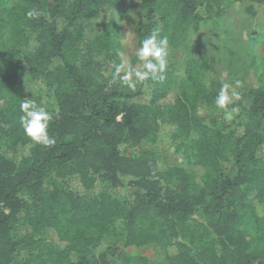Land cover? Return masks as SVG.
I'll return each mask as SVG.
<instances>
[{
  "label": "trees",
  "instance_id": "obj_1",
  "mask_svg": "<svg viewBox=\"0 0 264 264\" xmlns=\"http://www.w3.org/2000/svg\"><path fill=\"white\" fill-rule=\"evenodd\" d=\"M213 1L0 0V264H264V72L242 77L226 120L208 61H172ZM130 4L137 48L168 39L163 79L134 88L114 80ZM31 98L52 114L51 146L20 125ZM152 246L158 258L126 252Z\"/></svg>",
  "mask_w": 264,
  "mask_h": 264
},
{
  "label": "rangeland",
  "instance_id": "obj_2",
  "mask_svg": "<svg viewBox=\"0 0 264 264\" xmlns=\"http://www.w3.org/2000/svg\"><path fill=\"white\" fill-rule=\"evenodd\" d=\"M212 4L211 18L198 30L190 31L184 42L173 51L172 61L176 70L181 72L187 59H204L212 66L214 76L222 82L241 81L247 72L253 70L264 72V5L256 7L255 15L251 16L246 11L248 5L244 3H230L224 14H220L222 3L219 0ZM140 16L138 5L130 4L123 17L117 19L124 57L136 56L134 26L141 20ZM31 90L35 92L36 86ZM170 144L165 139L160 147L165 152L159 161L166 166H173L180 160ZM126 252H140L158 258L162 247L128 249Z\"/></svg>",
  "mask_w": 264,
  "mask_h": 264
},
{
  "label": "clouds",
  "instance_id": "obj_3",
  "mask_svg": "<svg viewBox=\"0 0 264 264\" xmlns=\"http://www.w3.org/2000/svg\"><path fill=\"white\" fill-rule=\"evenodd\" d=\"M26 15L29 18H36L40 13L35 9H31ZM167 49V37H161L158 31L153 32L143 39L141 45L136 49L135 55L140 62V69L128 63L124 54L121 53V63L114 66V80L118 78L122 84L129 88H134L137 82H143L150 78L155 79L158 75L163 79L161 74L167 68ZM241 86L242 82L236 80L232 83H223L218 90L214 103L218 109L224 110V118L226 120H232L234 118L233 113L238 111L236 107L228 110V106L240 100V93L237 89ZM20 109L22 112L20 125L25 135L36 144L53 145L55 140L49 136L48 131L53 118L52 114L46 108L37 105L32 98L23 99Z\"/></svg>",
  "mask_w": 264,
  "mask_h": 264
}]
</instances>
